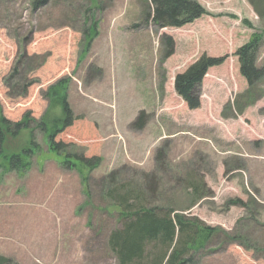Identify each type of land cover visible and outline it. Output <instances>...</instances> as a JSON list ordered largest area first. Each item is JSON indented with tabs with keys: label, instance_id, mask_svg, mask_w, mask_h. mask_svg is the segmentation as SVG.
Here are the masks:
<instances>
[{
	"label": "rangeland",
	"instance_id": "1",
	"mask_svg": "<svg viewBox=\"0 0 264 264\" xmlns=\"http://www.w3.org/2000/svg\"><path fill=\"white\" fill-rule=\"evenodd\" d=\"M39 1L0 0V118L32 119L19 132L12 125L0 148V255L53 241L75 264H118L108 239L122 207L108 192L127 187L149 207L217 229L189 264H264V79L249 87L235 54L261 35L264 67V0H197L206 14L164 28L150 0ZM202 55L226 59L189 109L174 81ZM65 93L74 126L57 140L99 155L95 169L63 166L42 129L62 127ZM162 249L150 243L146 254Z\"/></svg>",
	"mask_w": 264,
	"mask_h": 264
},
{
	"label": "trees",
	"instance_id": "2",
	"mask_svg": "<svg viewBox=\"0 0 264 264\" xmlns=\"http://www.w3.org/2000/svg\"><path fill=\"white\" fill-rule=\"evenodd\" d=\"M153 5L152 22L157 27H182L192 23L202 15L206 14L205 8L197 0H150ZM46 2L45 0L39 1ZM252 3L257 4L252 0ZM150 17V15L148 14ZM94 28V27H93ZM93 36L89 38L92 42ZM169 44L172 45L171 40ZM263 44V37L254 34L251 39L239 47L235 54L239 58L240 73L246 79L248 86L253 87L256 83L264 79V67L258 66V56ZM172 48L169 50V54ZM226 56L214 57L202 55L197 61L191 64L186 71L178 73L175 77L174 86L179 96L186 102L189 109H197L201 105L200 97L196 88L202 83L208 69L222 64ZM65 82L62 83L64 87ZM65 88V87H64ZM62 107L65 119L61 128L47 131L46 125L42 123L44 132H48V140L53 151L64 155L63 166L72 168L74 163L71 159L80 162L89 169H95L101 163L99 155L89 157L84 154H76L68 151V143L57 137L64 133L68 128L74 126L71 109L67 100L66 93L62 97ZM144 111L138 118L140 128L144 127ZM32 119L27 118L22 122L11 123L6 118H0V148L7 140L8 129L15 124L17 132L30 127ZM31 147L39 148L33 141ZM32 148L20 151L25 155L32 151ZM19 153V152H18ZM19 153V154H21ZM13 153L10 157L11 168L19 169L23 160L21 155ZM25 163V167H29ZM155 183L152 182L151 188L154 190ZM198 190V186H193ZM122 189V190H121ZM113 188L108 192L116 204L122 207L119 216L122 227L113 230L108 239L110 250L118 258V264H189L191 259L188 254L200 246H204V240H208L217 229L207 226L198 219H190L185 214L176 212L173 209L165 210L159 207H149L143 203V196L138 189ZM157 243L163 249L156 255L147 256V245ZM151 257V259H150ZM147 260V261H146ZM0 264H18L12 258L0 255Z\"/></svg>",
	"mask_w": 264,
	"mask_h": 264
},
{
	"label": "crops",
	"instance_id": "3",
	"mask_svg": "<svg viewBox=\"0 0 264 264\" xmlns=\"http://www.w3.org/2000/svg\"><path fill=\"white\" fill-rule=\"evenodd\" d=\"M17 243V246L14 245L10 247V249L4 251L2 255L12 257L18 264H40L38 260L44 264H75V255L67 249L66 244L59 247V245L53 241L50 243L47 242L45 247H36L35 251H33L27 249V245L22 241Z\"/></svg>",
	"mask_w": 264,
	"mask_h": 264
}]
</instances>
